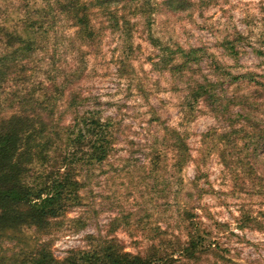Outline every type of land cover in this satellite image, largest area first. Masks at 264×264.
<instances>
[{"label": "rangeland", "instance_id": "1", "mask_svg": "<svg viewBox=\"0 0 264 264\" xmlns=\"http://www.w3.org/2000/svg\"><path fill=\"white\" fill-rule=\"evenodd\" d=\"M61 1L0 0V25L38 42L23 75L8 62H23L24 43L0 37V66L9 72L0 76V128L11 117L26 118L33 134H48V124H72L70 91L62 96L63 89L50 86L72 75L71 91L87 100L78 111L112 120L115 148L102 165L75 166L84 184L79 206L49 234L25 228L21 240L31 247L50 242L57 258L88 248L94 236L116 238L125 251L143 256L175 252L177 264H264V197L251 175L264 173V154L255 158L242 149L248 133L264 130V99L251 81L259 75L264 82V0H112L89 11L96 33L89 46L70 11L58 9ZM142 6L148 7L138 11ZM210 83L217 84L210 91L222 100L219 109L190 98ZM53 105L51 122L41 108ZM180 135L188 147L181 158ZM49 156L35 161L28 182L48 179L59 153ZM236 168L251 176L235 181ZM244 213L257 223L242 230ZM187 214L198 216L209 232L205 244H212L197 259L180 258L192 228Z\"/></svg>", "mask_w": 264, "mask_h": 264}, {"label": "trees", "instance_id": "2", "mask_svg": "<svg viewBox=\"0 0 264 264\" xmlns=\"http://www.w3.org/2000/svg\"><path fill=\"white\" fill-rule=\"evenodd\" d=\"M63 1L58 9L70 11L74 19L73 26L77 29L80 40L84 42L83 38L86 37L89 46L94 41L96 34L90 19V16L94 14L89 11H92L93 5L104 7L112 0H95L96 2L90 3L86 0ZM147 7L142 6L138 11H143ZM124 21L126 24L128 23L127 20ZM26 26L34 32L38 29L31 21H27ZM0 37L10 44L19 39L24 43V48H18L26 54L23 62L17 58H11L8 64L10 67L19 69L25 75L26 68L38 49V42L33 36L28 40L22 39L20 35L10 32L9 29L1 25ZM192 52L194 51H191L190 54ZM13 54H17V51ZM8 73L6 68L0 66L1 77L7 76ZM77 73L78 71L75 74L77 75ZM69 76L72 75L62 76L60 83L52 82L50 86L63 89L62 96L65 91H70L68 108L74 111L75 116L72 124L58 128L48 124L50 128L48 134L43 129L33 134L32 130H29L33 126H28L26 118L11 117L4 121L0 128V264H177L179 259L176 258L175 252L167 253L165 256L160 252L150 253L146 256L134 254L125 251L116 238L103 239L89 236L87 238L88 248L69 250L64 258H57L54 255L50 242L36 243L31 247L21 240L25 228H37L44 231L48 229L49 234L53 224L57 223L55 221L65 216L71 207L79 206L81 203L79 190L84 187V184L77 177L81 173L77 172L75 166L78 164L89 169L94 164L102 165L115 148L112 131L115 123L112 120L103 121L100 111H88L85 114L78 111V107L85 105L87 100L86 98L79 100V97L71 91L68 85ZM257 77L260 76L254 75L251 77V81L259 86V92L264 99V82L258 80ZM216 86L217 84L213 83L199 85L190 98L194 101L209 100L216 109H219L223 107L222 100L210 91L212 87ZM43 87L40 88L43 89ZM55 108V105L51 110L48 107L41 108L42 112H45L46 119L51 117V122L57 112ZM233 121L238 122V120ZM242 128L243 126L241 128L234 126L233 130L239 134L243 132ZM44 129L46 128L44 127ZM248 134L242 149L244 152L253 153L255 158L262 156L264 154V130L258 128L257 132ZM63 135L66 138L63 139ZM182 138L180 135L179 143L176 141L177 154L180 158L188 155V147ZM60 141H64L67 147L63 148V144H59ZM259 150H261L260 153H258ZM50 152L59 153V157L52 159L54 169L48 173V179L39 177L35 178L32 183L28 182L31 179L30 171L35 161L46 162L47 155L48 159L50 158ZM225 163L227 168H231L229 167L231 160ZM233 174L235 181H239L242 174L247 178L254 175L257 194L264 197V173L254 172L247 175L243 168H236ZM187 216H190L192 228L187 234L189 239L187 247L183 249L180 258L197 259L198 255L208 252L212 244H205V235L209 232L206 229L203 231L201 227L203 223L197 221L198 216L194 214H187ZM249 222L255 224L257 219L244 213L239 228L243 230L249 227L247 226ZM216 225L224 226L218 222Z\"/></svg>", "mask_w": 264, "mask_h": 264}]
</instances>
